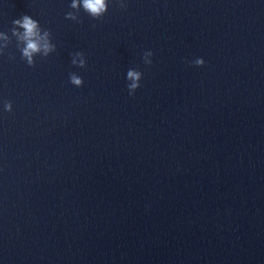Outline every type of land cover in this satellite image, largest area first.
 I'll return each instance as SVG.
<instances>
[{
  "label": "clouds",
  "instance_id": "clouds-1",
  "mask_svg": "<svg viewBox=\"0 0 264 264\" xmlns=\"http://www.w3.org/2000/svg\"><path fill=\"white\" fill-rule=\"evenodd\" d=\"M123 6V5H122ZM70 7L72 9H82L89 14L92 18L98 19L102 15H104L108 10V3L106 0H72ZM66 19L76 21L77 16L72 12L66 13ZM14 25L19 26V28L23 29L22 33H18L14 30L13 34L17 35L18 38L24 43V47L21 49L22 56L27 59L29 65H33V55L36 53L43 52L45 56L48 55L49 52L55 50V46L48 42L49 33L45 31L43 35H41V29L39 26V22L32 18L31 16L25 14L18 19L13 21ZM83 54L77 52L74 54L72 63L77 64L76 56H82ZM146 55H153L151 51H148ZM147 64H151L152 61H146ZM205 63L203 59H198L196 64L198 66H202ZM79 66L84 67L85 61L84 59H80ZM128 78L133 81H138L140 79V73L136 71H129L127 73ZM71 83L80 87L83 83L82 79L75 74L70 76ZM140 87L137 83H133L130 85V88L136 89ZM130 95H134L133 92L129 93ZM8 110L11 109V105L6 106Z\"/></svg>",
  "mask_w": 264,
  "mask_h": 264
}]
</instances>
